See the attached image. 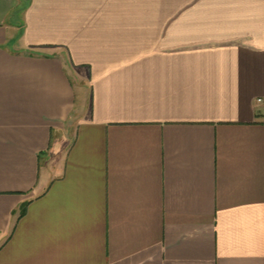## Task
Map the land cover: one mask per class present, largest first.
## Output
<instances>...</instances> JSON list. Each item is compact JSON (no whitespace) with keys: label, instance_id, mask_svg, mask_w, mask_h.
Here are the masks:
<instances>
[{"label":"crops","instance_id":"crops-1","mask_svg":"<svg viewBox=\"0 0 264 264\" xmlns=\"http://www.w3.org/2000/svg\"><path fill=\"white\" fill-rule=\"evenodd\" d=\"M0 264H264V0H0Z\"/></svg>","mask_w":264,"mask_h":264},{"label":"built area","instance_id":"built-area-1","mask_svg":"<svg viewBox=\"0 0 264 264\" xmlns=\"http://www.w3.org/2000/svg\"><path fill=\"white\" fill-rule=\"evenodd\" d=\"M257 101L260 102V101H262V99L261 98H258Z\"/></svg>","mask_w":264,"mask_h":264}]
</instances>
